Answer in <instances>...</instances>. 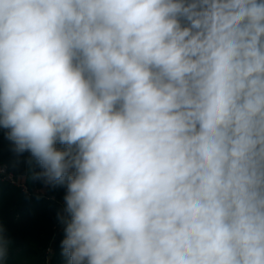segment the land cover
Masks as SVG:
<instances>
[{
	"label": "clouds",
	"instance_id": "1",
	"mask_svg": "<svg viewBox=\"0 0 264 264\" xmlns=\"http://www.w3.org/2000/svg\"><path fill=\"white\" fill-rule=\"evenodd\" d=\"M0 126L70 264H264V0H0Z\"/></svg>",
	"mask_w": 264,
	"mask_h": 264
},
{
	"label": "trees",
	"instance_id": "2",
	"mask_svg": "<svg viewBox=\"0 0 264 264\" xmlns=\"http://www.w3.org/2000/svg\"><path fill=\"white\" fill-rule=\"evenodd\" d=\"M9 132L10 129L0 126V164L6 165L15 176H25L29 193L0 181V236L6 248L0 264H70L69 257L62 254L61 242L71 220L65 196L68 176L74 175L75 169L70 168L62 182L33 179L34 174L44 169L30 152L14 151ZM55 147L64 151L68 146L58 142ZM41 189L43 193L38 192Z\"/></svg>",
	"mask_w": 264,
	"mask_h": 264
},
{
	"label": "built area",
	"instance_id": "3",
	"mask_svg": "<svg viewBox=\"0 0 264 264\" xmlns=\"http://www.w3.org/2000/svg\"><path fill=\"white\" fill-rule=\"evenodd\" d=\"M57 141L56 143H58ZM25 176H15L6 165L0 164V181L19 188L24 193H29V188L24 180Z\"/></svg>",
	"mask_w": 264,
	"mask_h": 264
},
{
	"label": "rangeland",
	"instance_id": "4",
	"mask_svg": "<svg viewBox=\"0 0 264 264\" xmlns=\"http://www.w3.org/2000/svg\"><path fill=\"white\" fill-rule=\"evenodd\" d=\"M24 180H25V177H24ZM49 255H48V257H50V254H51V251H49V253H48Z\"/></svg>",
	"mask_w": 264,
	"mask_h": 264
},
{
	"label": "crops",
	"instance_id": "5",
	"mask_svg": "<svg viewBox=\"0 0 264 264\" xmlns=\"http://www.w3.org/2000/svg\"><path fill=\"white\" fill-rule=\"evenodd\" d=\"M38 192H41V193H43V189L39 190Z\"/></svg>",
	"mask_w": 264,
	"mask_h": 264
}]
</instances>
